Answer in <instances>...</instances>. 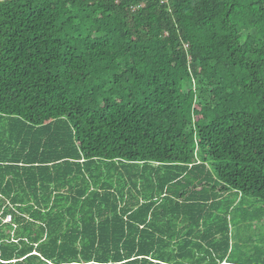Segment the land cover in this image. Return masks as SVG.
<instances>
[{
  "label": "trees",
  "instance_id": "16d2710c",
  "mask_svg": "<svg viewBox=\"0 0 264 264\" xmlns=\"http://www.w3.org/2000/svg\"><path fill=\"white\" fill-rule=\"evenodd\" d=\"M0 264H264V0H0Z\"/></svg>",
  "mask_w": 264,
  "mask_h": 264
},
{
  "label": "built area",
  "instance_id": "2783aa9c",
  "mask_svg": "<svg viewBox=\"0 0 264 264\" xmlns=\"http://www.w3.org/2000/svg\"><path fill=\"white\" fill-rule=\"evenodd\" d=\"M166 1H167V0H161L162 3L166 2ZM115 2L117 3L118 0H115ZM141 7H143V3H140V4H137V5L133 6L131 9H132L133 11H136L137 9H139V8H141ZM6 220L9 221V220H10V217H7Z\"/></svg>",
  "mask_w": 264,
  "mask_h": 264
}]
</instances>
